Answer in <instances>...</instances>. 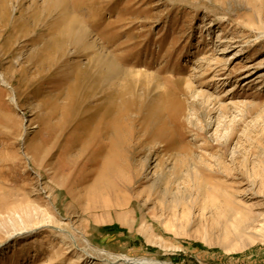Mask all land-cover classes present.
Returning a JSON list of instances; mask_svg holds the SVG:
<instances>
[{"label": "rangeland", "instance_id": "374dc122", "mask_svg": "<svg viewBox=\"0 0 264 264\" xmlns=\"http://www.w3.org/2000/svg\"><path fill=\"white\" fill-rule=\"evenodd\" d=\"M262 225L264 0H0V264H264Z\"/></svg>", "mask_w": 264, "mask_h": 264}, {"label": "bare ground", "instance_id": "6f19581e", "mask_svg": "<svg viewBox=\"0 0 264 264\" xmlns=\"http://www.w3.org/2000/svg\"><path fill=\"white\" fill-rule=\"evenodd\" d=\"M66 34V33H65ZM66 39V38H64ZM61 43H64L65 41H60ZM61 48V46H60ZM59 48V49H60ZM56 50L60 51L57 47H55ZM165 109L167 106H165ZM163 106L160 107L161 109L164 108ZM122 111V110H121ZM124 112V111H123ZM101 179H103V177H100V179L96 180L95 183L89 187L88 191L89 194L93 197L99 195L97 194L100 191V186H101ZM108 189V188H107ZM101 196V195H100ZM230 211V210H229ZM226 216V215H225ZM259 219V218H258ZM254 219H250L249 217L247 218V216H244L243 214H241V212H238L235 214V217L233 219V227L237 230V232L241 231V230H245L249 227V225H251L253 223ZM258 220H256L257 222ZM255 222V221H254ZM255 226V225H254ZM252 227V226H251ZM226 228V227H225ZM230 230V229H228ZM261 230H264V225H262ZM248 231V230H247ZM247 241V240H246ZM231 244V243H230ZM247 244V242H243L241 247H244ZM235 247V245H234ZM125 260H130L133 263H137V264H171L168 262H156L154 260H149V259H130V258H125ZM123 261V260H122Z\"/></svg>", "mask_w": 264, "mask_h": 264}]
</instances>
